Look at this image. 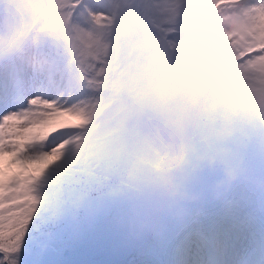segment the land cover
I'll use <instances>...</instances> for the list:
<instances>
[{
	"label": "rangeland",
	"instance_id": "rangeland-1",
	"mask_svg": "<svg viewBox=\"0 0 264 264\" xmlns=\"http://www.w3.org/2000/svg\"><path fill=\"white\" fill-rule=\"evenodd\" d=\"M88 1L0 0V22H26L12 44L41 42L34 26L47 16L41 24L85 71L94 54L90 31L74 13L58 22V9L79 5L83 13ZM102 1L115 14L104 36L118 51L117 103L71 150L84 160L75 172L23 177L1 166L0 217L29 219L16 250L0 251V264H129L144 255L163 264H207L198 239L175 247L195 215L223 226L245 215L264 221V73L202 84L185 35L164 30L158 8L148 0ZM145 121L176 149L158 145ZM161 173L171 177L163 187Z\"/></svg>",
	"mask_w": 264,
	"mask_h": 264
},
{
	"label": "bare ground",
	"instance_id": "bare-ground-1",
	"mask_svg": "<svg viewBox=\"0 0 264 264\" xmlns=\"http://www.w3.org/2000/svg\"><path fill=\"white\" fill-rule=\"evenodd\" d=\"M104 2L89 0L83 13L75 10L79 5L58 9L62 14L58 22L74 13L90 31L94 54L85 71L74 66L62 41L41 24L47 16L34 26L41 42L27 38L12 44L26 22H0V173L1 166L9 164L11 176H30L32 171L48 175L54 170L70 174L84 164L71 150L117 103L120 84L119 63L112 60L118 51L104 36L112 29L115 14ZM148 2L159 9L156 15L164 30L185 35L193 60L200 63L194 76L198 82L237 80L258 69L264 73V0ZM145 125L151 134L156 130L150 121ZM152 138L158 145L166 143L163 148L169 153L176 149L155 132ZM215 220L195 215L179 242L191 243L189 236L198 239L207 264H264V221L252 223L245 215L240 222L223 226ZM156 260L144 255L129 264H163Z\"/></svg>",
	"mask_w": 264,
	"mask_h": 264
},
{
	"label": "snow or ice",
	"instance_id": "snow-or-ice-1",
	"mask_svg": "<svg viewBox=\"0 0 264 264\" xmlns=\"http://www.w3.org/2000/svg\"><path fill=\"white\" fill-rule=\"evenodd\" d=\"M4 195L5 193L0 191V200H3ZM0 211H2V208H0ZM28 219L29 217L21 216L17 212L9 213L7 221H5L3 217H0V251L12 253L16 250V248L19 246L17 241L23 235L20 229L28 222ZM183 243L184 241H180L177 244V248L182 246ZM53 248L57 251L59 250L57 247ZM42 264H48V262L44 261ZM55 264H68V262L58 259Z\"/></svg>",
	"mask_w": 264,
	"mask_h": 264
},
{
	"label": "clouds",
	"instance_id": "clouds-1",
	"mask_svg": "<svg viewBox=\"0 0 264 264\" xmlns=\"http://www.w3.org/2000/svg\"><path fill=\"white\" fill-rule=\"evenodd\" d=\"M158 180H159L161 187H163L171 182V177L168 174L161 173L158 176Z\"/></svg>",
	"mask_w": 264,
	"mask_h": 264
}]
</instances>
